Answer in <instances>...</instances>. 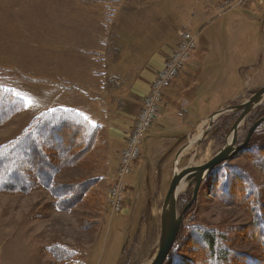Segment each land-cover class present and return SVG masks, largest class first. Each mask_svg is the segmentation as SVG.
Wrapping results in <instances>:
<instances>
[{
    "label": "rangeland",
    "instance_id": "374dc122",
    "mask_svg": "<svg viewBox=\"0 0 264 264\" xmlns=\"http://www.w3.org/2000/svg\"><path fill=\"white\" fill-rule=\"evenodd\" d=\"M243 2L0 0V88L25 102L0 125V149L57 108L82 114L98 128L91 145L72 129L60 133L55 126L53 137L50 129L41 130L52 144L35 153L48 157L43 164L58 189L39 180V160L21 149L27 181L9 174L16 188L0 189V264L152 263L173 176L210 161L241 115L232 108L264 87V0ZM185 31L196 37V47L161 92L139 154L121 177L154 84L185 49ZM263 115L264 102L238 130L236 146ZM256 132L264 138V125ZM57 135L65 141H56ZM222 165L230 173L239 168L253 188L246 192L237 177L229 180L231 195H223L225 169L206 178L165 264H208L222 252L229 255L222 264H264L254 225L255 208L264 215V148L241 152L213 172ZM4 169L0 163V173ZM87 182L73 204H60L61 186ZM193 192L187 186L178 196V215ZM194 226L218 232L225 251L196 249Z\"/></svg>",
    "mask_w": 264,
    "mask_h": 264
},
{
    "label": "trees",
    "instance_id": "16d2710c",
    "mask_svg": "<svg viewBox=\"0 0 264 264\" xmlns=\"http://www.w3.org/2000/svg\"><path fill=\"white\" fill-rule=\"evenodd\" d=\"M24 106H25V102L22 99L16 97L11 91L0 88V125L8 122L11 119V117H13L15 114H18L24 108ZM262 118H264V115L260 119ZM55 126L56 127L60 126V133L67 131V129H72L73 135L77 134L78 137H80L79 138L80 141H82L83 139L84 144L90 142L91 145V143L95 142L96 140L95 132L98 131V128L95 125H93L89 120H87L82 114L73 111H65L58 108L45 112L41 116V118H39V120L35 122L32 125V127L28 129L27 132H25V135L23 137H21L18 141L14 142V144H11L10 146L6 145L5 147L0 149V163L4 164L5 167L4 171L0 173V189L6 190L10 188H16V184L15 185L14 183L10 184V179L12 178L11 175L19 176L21 180L24 179L27 181L25 176H21V173L26 174L24 171L27 169V163H24L23 161L24 159L18 160V155L21 149H23V153H29V154L31 153L32 158H35V160L36 159L39 160L38 168L41 169L40 176H38L39 180L45 185L49 186L50 188L58 189V188H54L53 186L54 184L52 183V176L54 174L52 173V171L50 173L49 171L47 172L46 171L47 169H45L43 164L45 163L43 161L44 160L43 158H48V157H46L45 154H40L41 156L39 157L35 153L38 150L42 151L41 146L43 144L46 143L48 145L52 144L51 140L53 139H50L47 142V140H44L40 136L41 130H46L47 128L50 129L51 136L53 137L54 135L53 128ZM58 132L59 130H56L55 133L57 134ZM60 133H58V135ZM58 135L57 137H54L55 140L62 142L64 138H62L61 136L58 137ZM257 136H259L257 132L253 134L248 147H246L242 151V153L243 152L251 153L252 151L259 152V150L261 151V149L264 148V147L260 148L258 146V143L260 142L262 143V140L264 142V138L259 137L260 138L259 139L257 138ZM41 139L43 140V142L41 141ZM245 139L242 142H244ZM70 149L71 147L69 146L67 148L68 152L70 151ZM22 155L25 156V154ZM75 157H77V155H74L73 159H75ZM222 166H221L222 168L220 167L221 169L218 168L217 170L212 172L205 181H208L212 176L216 175L217 171L220 170L221 172L223 169H225L224 172H221L224 173V176L226 175L223 184L224 185L223 195L224 194L225 195L228 194V196L231 195L230 192L231 185L234 183V181L236 182L237 180H239L237 177H240L242 179L241 181L246 183L243 184V189L245 188L246 192L248 189L253 188L254 184L250 180L248 182V180L245 177H243V175L241 174V170L239 168L233 167L232 171L234 173H230L227 171V168L224 165ZM9 174L11 175L8 177ZM231 176L234 177L233 180H231L232 178ZM229 180L232 183L231 185H229ZM202 185H204V182ZM88 186H90V182L79 185L65 184L64 186H61L59 188V196H58L61 199L60 204L68 205V202L70 205L73 204L76 199H78L80 196H82L83 193L86 192ZM55 192H57V190ZM244 199L248 200V197L244 196ZM255 212H256V216H254L255 217L254 225L256 226L255 231L259 237L260 243L262 244V246H264V215L262 214L260 208H255ZM192 230L194 231L193 237L196 238V242L194 243L196 249L200 250L203 247H206L208 251H214V252L225 251V250H221L220 247L218 246L220 239L218 232L214 233V231H207L205 229H201L198 226H194ZM63 250L64 249L59 248L58 251H63ZM59 257H61V254L59 255ZM228 258L229 255L222 252L219 258H213V257L208 258V264H222V260L226 262ZM177 264H180V261Z\"/></svg>",
    "mask_w": 264,
    "mask_h": 264
},
{
    "label": "water",
    "instance_id": "95a60500",
    "mask_svg": "<svg viewBox=\"0 0 264 264\" xmlns=\"http://www.w3.org/2000/svg\"><path fill=\"white\" fill-rule=\"evenodd\" d=\"M263 102L264 87L258 90L243 104L232 108V110L236 111L237 113H241V115L228 133L223 148L210 161L199 167L188 168L180 175L175 173L161 210V235L159 241V250L151 264L166 263L184 223L185 214L196 202L199 190L204 180L217 166L224 162L233 160L246 147H248L253 134L264 125V118L257 121L248 131L245 141L241 145L236 146L238 130L245 122L247 117L253 112V110L260 106ZM221 113L215 114L212 117L214 118ZM182 185H187L190 187L194 186V192L191 201L183 209L180 215H178V191Z\"/></svg>",
    "mask_w": 264,
    "mask_h": 264
},
{
    "label": "built area",
    "instance_id": "2783aa9c",
    "mask_svg": "<svg viewBox=\"0 0 264 264\" xmlns=\"http://www.w3.org/2000/svg\"><path fill=\"white\" fill-rule=\"evenodd\" d=\"M239 2L238 4H243V0H235ZM249 1V0H244ZM180 36L183 38V42L185 43V49L182 51L179 50V53L176 57H173L171 60L172 62L165 68V70L162 72L159 81L154 84V90L153 93L155 95L147 100V106L145 109V112L143 113L141 119H140V129L136 133V137L133 138V141L131 140V146H130V153L125 157V165L121 170V177H123L125 174L128 173L130 169V160L134 157H136L139 154V144L141 139L144 136V132L148 127H151L153 122V114L156 109V103L159 101L161 92L169 87L171 85L172 80L176 79L183 69L185 65V61L187 60V57L190 53L191 49H195V40L196 37L189 33V32H181ZM121 186L122 183H119L116 187V190L114 191L115 199H114V206L119 209L120 208V201H121Z\"/></svg>",
    "mask_w": 264,
    "mask_h": 264
},
{
    "label": "bare ground",
    "instance_id": "6f19581e",
    "mask_svg": "<svg viewBox=\"0 0 264 264\" xmlns=\"http://www.w3.org/2000/svg\"><path fill=\"white\" fill-rule=\"evenodd\" d=\"M201 129H202V127H201ZM194 141H195V140H194ZM200 164H201V163H200ZM197 167H199V166H197ZM186 170H187V169H184V170L178 171L177 174L180 175V174L184 173ZM186 188H187V185H182V186L180 187L179 191H178V194L180 195L181 193H184L185 190H186Z\"/></svg>",
    "mask_w": 264,
    "mask_h": 264
},
{
    "label": "crops",
    "instance_id": "0c3cea01",
    "mask_svg": "<svg viewBox=\"0 0 264 264\" xmlns=\"http://www.w3.org/2000/svg\"><path fill=\"white\" fill-rule=\"evenodd\" d=\"M86 115V114H85ZM179 164V163H178Z\"/></svg>",
    "mask_w": 264,
    "mask_h": 264
},
{
    "label": "flooded vegetation",
    "instance_id": "af4514ba",
    "mask_svg": "<svg viewBox=\"0 0 264 264\" xmlns=\"http://www.w3.org/2000/svg\"><path fill=\"white\" fill-rule=\"evenodd\" d=\"M191 187H193V186H191Z\"/></svg>",
    "mask_w": 264,
    "mask_h": 264
}]
</instances>
